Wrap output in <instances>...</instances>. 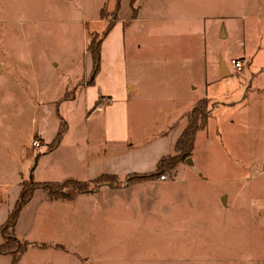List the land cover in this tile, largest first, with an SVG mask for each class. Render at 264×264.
Segmentation results:
<instances>
[{"label": "rangeland", "instance_id": "rangeland-1", "mask_svg": "<svg viewBox=\"0 0 264 264\" xmlns=\"http://www.w3.org/2000/svg\"><path fill=\"white\" fill-rule=\"evenodd\" d=\"M180 13L210 17L154 19ZM116 18L133 21L124 30L132 47L126 60L117 57L113 71L103 67L89 98L78 94L62 103L67 91L74 94L72 78L93 67L91 36L99 41ZM119 23L109 37L123 34ZM164 24L182 31L186 44L207 24V55L195 69L194 90H187L192 46L159 43ZM224 26L228 36L219 38ZM105 43L102 56L104 50L111 55L116 49ZM242 58L252 65H231ZM222 60L232 70L228 75ZM126 80L139 82L140 94L132 92L133 99L108 114L116 101L96 109L98 93ZM197 95L217 106L191 156H181L163 180L127 174L120 175L130 182L122 187L72 191L73 199L29 230L27 239L42 242L29 246L19 264H264V6L250 0H0V209L24 180L90 181L83 146L88 136L103 140L105 116L130 134L150 137L169 129ZM61 116L69 134L47 154ZM169 134L164 136L171 139Z\"/></svg>", "mask_w": 264, "mask_h": 264}, {"label": "crops", "instance_id": "crops-1", "mask_svg": "<svg viewBox=\"0 0 264 264\" xmlns=\"http://www.w3.org/2000/svg\"><path fill=\"white\" fill-rule=\"evenodd\" d=\"M250 3L252 5H256L258 9H262V7L264 6V0H256L255 2L254 0H250ZM142 11L143 8L140 9L139 11L140 14ZM179 17L188 20H190L191 17L192 18L191 20L193 21H201L206 18H209L210 16L206 17L205 15H196V14L189 16V14L187 13L185 14L180 13L172 17H161V15H158L154 19H157L159 21H176L173 19ZM119 21H122V23L119 24L121 25L120 30L123 32V34L117 37L116 39L113 36L110 37L108 36L105 38L106 39L105 47L111 44L116 50L111 55L109 53H106L104 50L102 59L104 57L105 60H104V64L103 61L101 62L102 68L100 73L102 72L103 67L106 70L113 71V66L116 64L118 65L117 57L121 58L123 61H125L127 58L128 43L126 40V35L124 34V30L125 33L127 29L130 30L133 21L127 19H118L115 23V26ZM126 22H128L127 25ZM206 25L207 24L198 26L197 29L192 31L194 33H190L191 35L196 34L197 37V40L193 39L191 44L185 43L187 36L182 39L179 38V36H181L180 33L182 31L169 29L167 24L163 25L164 30H162L163 35L161 38H165V40L163 41L161 39L159 43H163L164 45L169 43L171 44L180 43L184 45V47L188 45L192 46V51L190 52L191 56L190 59L188 60V66H187V68L190 70L188 73V80H189L187 84L188 91L196 89V86L194 85L196 83L194 72L197 67L199 68L203 67V61L207 55L206 45L207 43L209 44V42H208V38L205 37L207 34ZM228 33L229 32L226 26L222 28L220 27V29L217 31V36L219 38H221V36L227 37ZM128 48L131 51L132 47L128 46ZM246 62H248L247 66H251L253 60L251 61L249 58L248 59L244 58V63L246 64ZM225 68H226V72H225ZM231 72L232 70L229 67L228 63L222 60L223 76L228 75ZM202 73L203 72H201L200 75H202ZM91 75H92V68L90 73L84 72V75L82 76L79 75L74 79L72 78L70 86L74 87L73 89H75L76 91L79 92L81 91V92L76 93L75 91L74 96L68 98L67 100H63V97L61 96L60 101L62 103L74 102L78 94H81L86 98H89L90 97L89 91L91 90L92 85L88 83V80L91 78ZM204 84L209 85L207 81H205ZM142 89L143 87L139 84V82L137 81L129 82L128 80H126L122 82L120 86H118V88L106 89V92L103 93L101 91L100 93H98V97L95 99L94 103L100 98V96L103 97L102 98L103 100L102 103L98 107H96V109L102 111L107 107H109V105L113 101H116L115 107L113 108L109 107V110L106 112L108 114V112L111 111L112 109H115L123 105L122 102H128L130 99H133L131 98L132 92L139 91L140 94ZM198 96L199 95L194 97L193 101L189 105H187L186 108L182 109L181 113L177 117L170 120V124L168 125L169 129L162 128L157 132H155L154 134H152L150 137L145 136L144 138H142L137 133L130 134L126 130L127 127L125 125L122 126L116 121L112 122L111 120L107 119V117L105 116V122L100 126V130H104L103 140L95 142L93 138L88 136L85 145L83 146L82 152L84 158L86 159L84 161L85 164L83 165L85 166H83V168L86 171L89 180L95 179L100 175H102L103 173L127 175L131 173H149L155 171L158 168L159 161L164 156L170 155L176 151L177 141L186 126V118L184 117L194 107V105L199 99ZM143 103L144 100L143 101L139 100L137 106H142ZM92 106L89 105L90 108H92ZM141 112H145V110H141ZM90 116L88 118H91ZM65 120L67 121L66 118ZM67 123H68V128L65 132L63 140H65L64 138H66L67 135L69 134L70 125L68 121ZM166 132H170L168 136H172L171 139L166 138L167 136H164ZM130 147H133L134 149H130ZM56 149H54L53 151H55ZM53 151H50L47 154ZM47 154H43V155H47ZM71 177L79 179L78 177L75 176H71ZM16 185L17 186H13V188L8 192L9 205L4 206L3 208L0 209V226L7 221L10 211L13 209L15 203L17 202L20 196V192L22 189L21 183L18 182ZM69 200L71 199H53L43 189L41 188L37 189L34 193L33 199L24 207V209L21 212L20 219L17 225L18 235L22 239H27L26 237L29 236V230L32 229L42 219V217L45 214L52 211L53 208L57 207L61 203L69 202ZM3 241L4 238L0 230V243H3ZM30 242L32 243L31 246H33L36 243L42 241L31 240ZM32 249H36V248L32 247L29 251H31ZM24 255L23 257H25ZM0 264H13L12 255L0 254Z\"/></svg>", "mask_w": 264, "mask_h": 264}, {"label": "trees", "instance_id": "trees-1", "mask_svg": "<svg viewBox=\"0 0 264 264\" xmlns=\"http://www.w3.org/2000/svg\"><path fill=\"white\" fill-rule=\"evenodd\" d=\"M119 5H120V1ZM117 18L112 21H108L107 29L104 34L98 41L97 36H91L90 42L88 44V51L92 55L93 67L92 75L88 80L90 85L95 83L96 76L101 71V62H102V43L104 39L108 36L110 31L114 28ZM244 58H242L243 60ZM74 92L75 90H69ZM71 92H66L63 100L74 96L70 94ZM71 95V96H70ZM102 96H100L101 98ZM100 98L96 101L95 107L100 105ZM216 102H213L212 99L208 96L201 97L194 107L187 113V124L184 130L182 131L177 144H176V155H167L164 156L158 163V168L149 173H131L132 176H158L165 175V172L168 171V168L176 167L178 159L181 156H191L195 148V142L197 133L205 129L209 124V119L216 108ZM68 128V123L63 116H61V122L59 130L55 137V146L51 151L56 149L62 142L65 132ZM41 156V155H40ZM131 179V178H130ZM130 182H124L121 180L120 175L112 173H103L99 177L92 179L90 181L81 180L77 178H67L63 182L57 181H35L34 178L31 180H24L21 182V192L20 196L10 211L8 219L5 223L0 226L4 241L0 243V254H10L13 257V264H19L23 255L28 250V247L32 243L27 239H22L17 233V225L20 219V215L24 207L33 199L34 193L37 189H43L50 195L53 199H72L73 192L76 193H92L95 192L98 187H101L104 184H108L114 187H122L127 185ZM91 185H96L97 188H93ZM68 188L69 191L65 192L63 189ZM73 191V192H72Z\"/></svg>", "mask_w": 264, "mask_h": 264}, {"label": "built area", "instance_id": "built-area-1", "mask_svg": "<svg viewBox=\"0 0 264 264\" xmlns=\"http://www.w3.org/2000/svg\"><path fill=\"white\" fill-rule=\"evenodd\" d=\"M231 65L236 69H240L244 66V61L241 59H233ZM160 179H166V175H162Z\"/></svg>", "mask_w": 264, "mask_h": 264}]
</instances>
